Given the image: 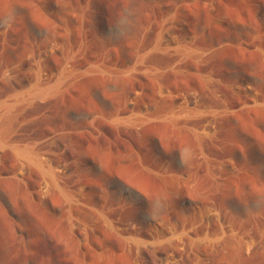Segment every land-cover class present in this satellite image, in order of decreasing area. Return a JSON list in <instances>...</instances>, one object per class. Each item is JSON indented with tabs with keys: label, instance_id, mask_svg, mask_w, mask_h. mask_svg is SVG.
Listing matches in <instances>:
<instances>
[{
	"label": "rangeland",
	"instance_id": "obj_1",
	"mask_svg": "<svg viewBox=\"0 0 264 264\" xmlns=\"http://www.w3.org/2000/svg\"><path fill=\"white\" fill-rule=\"evenodd\" d=\"M138 257L264 264V0H0V264Z\"/></svg>",
	"mask_w": 264,
	"mask_h": 264
},
{
	"label": "bare ground",
	"instance_id": "obj_2",
	"mask_svg": "<svg viewBox=\"0 0 264 264\" xmlns=\"http://www.w3.org/2000/svg\"><path fill=\"white\" fill-rule=\"evenodd\" d=\"M179 19V18H178ZM171 22V21H170ZM184 21L182 20H176L174 21V23H169L167 25L164 24V27L163 28V35L165 38H163V40L165 41V43H163L161 40V43L160 41H158V43L162 44L159 46V48H165V49H171L170 48V45L168 44H174L176 42V37L173 35V32L172 29H174L173 27L175 26H184ZM175 25V26H174ZM163 26V25H162ZM173 26V27H172ZM161 30V29H160ZM161 33V31H160ZM183 39L182 40H186V39H191L192 38V34L191 32L187 29L185 30V32L183 33ZM161 34H159V36H163ZM178 39V38H177ZM159 40H160V37H159ZM179 40V39H178ZM181 41V40H180ZM179 41V42H180ZM178 42V41H177ZM176 42V43H177ZM185 43H182L181 45H176L175 47L179 46V48H176L174 54L176 55V61H180L183 57H185L188 52L190 51V47L188 46V41H184ZM157 43V41H156ZM155 43V44H156ZM180 44V43H179ZM159 45V44H158ZM157 45V46H158ZM175 45V44H174ZM181 46V47H180ZM174 48V47H173ZM172 48V49H173ZM171 49V50H172ZM173 51V50H172ZM192 52V51H191ZM165 86V85H164ZM167 87V86H166ZM161 89V88H160ZM167 90H168V87H167ZM233 90L237 91V92H247L248 93V96H249V93H251L253 96L257 97L256 96V92L254 91V88L252 87V85L247 81V80H242L240 82H237L236 84L233 85ZM167 93H169L171 96H168L165 94L164 97H170V101L168 103H166V101L164 102V104L168 107V111L169 113L167 114V116L169 117V119H171L172 121L174 122H179L181 124H183L184 126H192L193 127V124L191 122V120L194 118V117H197L198 115L201 114L202 110H200L197 106H195V104L197 103V95L195 93V90L194 89H189V90H185V91H167ZM258 94V93H257ZM247 95V94H246ZM253 98V97H252ZM161 99V98H160ZM251 99V98H250ZM249 99V100H250ZM164 100V99H162ZM252 100V99H251ZM255 101V100H254ZM163 104V106L165 107V105ZM148 107V106H147ZM197 107V108H196ZM147 109V108H146ZM167 109V108H166ZM166 109L164 111H166ZM166 111V112H168ZM205 111V110H204ZM165 112V113H166ZM211 112V111H210ZM202 115V114H201ZM207 116H204L205 118V121L208 119L206 118ZM200 118V117H199ZM203 118V120H204ZM213 117H210V120H212ZM195 120V119H194ZM203 120L201 122H203ZM210 120H207L206 122H203V128L202 130L204 131V133H208L210 129H212L214 127V122L210 121ZM214 120V119H213ZM197 122V121H196ZM200 122V121H199ZM194 123V122H193ZM213 123V124H212ZM189 124V125H188ZM199 124V123H198ZM197 125V124H195ZM194 128V127H193ZM213 130V129H212ZM59 170V169H58ZM209 217V216H208ZM194 221V220H193ZM190 224V223H188ZM177 226V223H174L173 225H169L168 223L165 222V224H159L158 222L156 224H153V225H150L149 226V235H147L146 238H137L136 240V243H141V244H148V245H151L152 246V251H153V254L154 252L156 251V249L158 247H156V245H159L161 244L163 241L165 240H168L169 238L171 237H174L175 235L174 232L175 230L177 229L176 228ZM187 229V228H185ZM181 230V229H180ZM147 232V230H146ZM168 234H171L170 236H167ZM138 247V246H137ZM140 247V246H139ZM150 248V247H149ZM140 249V248H139ZM141 250V249H140ZM139 250V251H140ZM147 251V250H146ZM162 252V251H160ZM138 253V251H137ZM141 253V251H140ZM157 254V253H156ZM155 255V254H154ZM143 256V255H141ZM139 258L138 257V264H139ZM141 263V262H140ZM143 263V262H142ZM164 263V262H163ZM165 263H167L165 261ZM145 264V263H144Z\"/></svg>",
	"mask_w": 264,
	"mask_h": 264
}]
</instances>
